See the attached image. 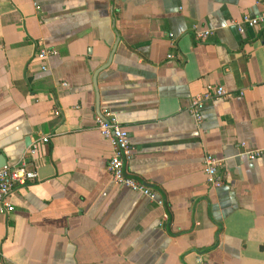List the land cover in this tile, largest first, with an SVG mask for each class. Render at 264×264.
Listing matches in <instances>:
<instances>
[{
  "label": "crops",
  "instance_id": "0c3cea01",
  "mask_svg": "<svg viewBox=\"0 0 264 264\" xmlns=\"http://www.w3.org/2000/svg\"><path fill=\"white\" fill-rule=\"evenodd\" d=\"M262 14L264 0H0V166L38 173L0 212V264H264V151L241 147L264 150V27L231 24ZM196 24L214 34L197 41ZM208 85L232 97L198 125ZM107 113L130 135L126 173L163 206L108 174Z\"/></svg>",
  "mask_w": 264,
  "mask_h": 264
},
{
  "label": "built area",
  "instance_id": "2783aa9c",
  "mask_svg": "<svg viewBox=\"0 0 264 264\" xmlns=\"http://www.w3.org/2000/svg\"><path fill=\"white\" fill-rule=\"evenodd\" d=\"M240 34H245L248 29H257L264 27V14L260 16L244 15L240 20L232 21ZM194 37L197 41L208 40L213 34L212 29H200L196 24L192 27ZM57 52L52 49L43 47L40 49L37 57L46 63V61ZM172 58V55L169 56ZM48 69L45 64L42 70ZM243 95V93H241ZM232 97V94L221 85H208L206 91L203 94L197 95L193 98L190 111L194 115L198 125L202 123L203 116L202 111L209 101L215 100H227ZM59 111H56V115ZM97 127L101 136L107 140L112 147V156L107 166V171L114 183L126 187L134 192H138L143 196L156 200L160 206H163V201L158 200L156 192L154 190L142 185L136 179L130 177L125 170L126 162L133 156L134 148L131 143L129 133L123 129L118 123L117 118L107 113L106 116L98 115L96 117ZM50 136H42L33 141L31 148L28 151L30 156H35L43 145L48 143ZM241 147H244L245 151L242 155L249 159H255L259 157L264 150H247L246 143H242ZM223 160L218 159L213 155H207L205 158L204 172L206 175L207 183L211 187H221L224 182L218 175L219 167L222 166ZM38 179V173L34 170H30L27 167V163L23 160L19 165L14 166H0V212H13L14 206L10 199L14 192L21 186H26L28 183L34 182Z\"/></svg>",
  "mask_w": 264,
  "mask_h": 264
},
{
  "label": "water",
  "instance_id": "95a60500",
  "mask_svg": "<svg viewBox=\"0 0 264 264\" xmlns=\"http://www.w3.org/2000/svg\"><path fill=\"white\" fill-rule=\"evenodd\" d=\"M110 63H111V59L105 67H107ZM105 67H102L101 70L104 69Z\"/></svg>",
  "mask_w": 264,
  "mask_h": 264
}]
</instances>
